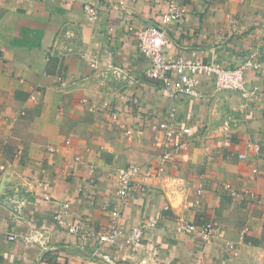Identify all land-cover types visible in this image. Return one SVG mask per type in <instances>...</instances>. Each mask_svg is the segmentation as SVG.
<instances>
[{
	"label": "crops",
	"instance_id": "1",
	"mask_svg": "<svg viewBox=\"0 0 264 264\" xmlns=\"http://www.w3.org/2000/svg\"><path fill=\"white\" fill-rule=\"evenodd\" d=\"M181 2L187 15L168 30V57L231 69L250 57L264 63V0ZM85 4L97 7L96 19ZM165 11L163 0H0V264H105L89 258L114 208L126 232L156 223L137 251L124 237L103 247L116 264H264V96L252 93H264V79L249 69L244 93L203 81L200 95L172 99L144 76L149 63L127 29L155 25ZM172 108L193 132L159 174L153 127ZM129 165L146 169L138 182L148 192L122 208L116 171ZM15 195L27 200L21 216L4 202ZM65 201L89 237L54 228ZM212 221L222 230L210 243L183 228ZM34 228L47 229V249L25 242Z\"/></svg>",
	"mask_w": 264,
	"mask_h": 264
},
{
	"label": "built area",
	"instance_id": "2",
	"mask_svg": "<svg viewBox=\"0 0 264 264\" xmlns=\"http://www.w3.org/2000/svg\"><path fill=\"white\" fill-rule=\"evenodd\" d=\"M166 5V11L162 14L161 19L157 24L137 29L129 26L128 32L134 37L137 42V47L141 55L149 63V66L144 72V76L149 79L159 81L162 87L172 99H177L181 96H198V88L203 81H213L217 92H241L247 91V71L253 69L260 74L264 79V63L256 60L254 57L248 58L243 64L235 68H227L219 62H204L200 59H171L168 57L169 51L173 48V42L169 38L168 30L171 26L180 23L187 15V10L181 0H163ZM123 5V2H119ZM84 12L89 19H96L99 15L97 7L92 4H85ZM237 28V27H235ZM237 31V29H236ZM92 68L97 69V62L91 64ZM112 74L122 79L128 80L131 76L129 68L113 66ZM62 86L67 84L66 80L60 78ZM35 92H32L31 98L35 99ZM256 96H264L261 89L255 87L252 91ZM83 102H86L83 100ZM132 105L137 106V102L132 101ZM97 110V109H95ZM94 111V110H93ZM111 118L118 120L116 112L111 113ZM157 124L153 127V132L156 135V146L160 152L158 164L155 166V172L164 174L168 166L171 164L175 155L184 151L188 147V137L193 130L189 126L180 127L178 111L172 108L165 116L156 118ZM131 134L130 129H126ZM253 149L256 152L260 151V146L255 145ZM49 151H54V148H49ZM20 154H22L20 152ZM245 159V155L240 156ZM80 160L79 157L76 158ZM146 171L140 166L129 165L119 168L116 171L117 190L116 196L120 203V207L129 206L130 199L135 194H146L148 189L145 185L138 182L139 177ZM226 188H230L227 186ZM45 190L49 188L44 187ZM250 198L258 202L259 198L249 192ZM45 199H49L48 193L45 194ZM5 204L18 215L23 214V209L27 204V200L15 196H8L5 199ZM107 203L106 206H109ZM71 207L70 203L65 201L59 209L54 213L53 226L57 230L65 231L71 235L81 237H89L86 234L87 223L83 219H70ZM121 209L114 208L110 212V224L108 229L99 231L94 235L99 243V247L95 248L90 255V262L116 264L106 251L105 246L116 245L120 237H124L126 243L134 250L144 247L143 239L148 229L156 226L154 221L142 222L138 226L132 228L129 232L124 231L120 224ZM183 228L196 238L204 243H210L221 233V225L218 221L208 222L202 225L195 223H183ZM247 232V230H246ZM10 240L14 241L15 236H10ZM28 244H38L42 249H47L49 245V233L47 229L34 228L24 238ZM232 248L231 245H229ZM151 259L158 262L155 254L150 255ZM146 259L142 261L146 263ZM76 264H85L79 262Z\"/></svg>",
	"mask_w": 264,
	"mask_h": 264
}]
</instances>
